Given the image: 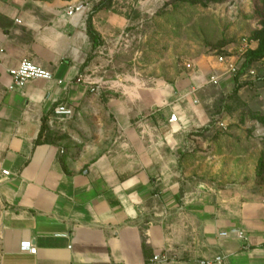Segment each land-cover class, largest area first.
<instances>
[{
    "label": "crops",
    "instance_id": "crops-1",
    "mask_svg": "<svg viewBox=\"0 0 264 264\" xmlns=\"http://www.w3.org/2000/svg\"><path fill=\"white\" fill-rule=\"evenodd\" d=\"M66 9L0 0V264H150L159 255L169 259L163 264L217 255L229 264H264V214L227 211L216 193L181 171L168 113L160 115L163 136L143 140L129 110L109 106L115 137L96 140L86 129L84 154L72 161L40 140L56 106L76 111L86 101L89 90L69 83L93 82L97 68V58L87 62V15L70 18ZM101 20L92 17L91 26L103 41ZM23 60L64 83L32 80L8 91L9 70ZM185 111L179 106L174 114ZM84 113L105 116L91 104ZM234 228L245 241L217 236ZM24 242L34 254L20 250Z\"/></svg>",
    "mask_w": 264,
    "mask_h": 264
},
{
    "label": "rangeland",
    "instance_id": "rangeland-1",
    "mask_svg": "<svg viewBox=\"0 0 264 264\" xmlns=\"http://www.w3.org/2000/svg\"><path fill=\"white\" fill-rule=\"evenodd\" d=\"M32 1L63 8L82 1L91 6L87 18H103L104 40L87 59L97 58L92 90L70 121H46L40 140L72 161L84 154L86 129L93 128L96 140L115 137L109 106L128 109L143 140L164 134L161 113L170 116L184 107L186 114H176L170 132L179 144L181 171L216 193L227 211L264 214V0ZM242 41L250 48L237 55L234 49ZM229 54L239 75L224 76L217 87L207 85L212 68L221 70L215 58ZM186 64L196 78H190ZM191 86L197 89L192 96ZM89 104L104 108L105 116H86Z\"/></svg>",
    "mask_w": 264,
    "mask_h": 264
},
{
    "label": "built area",
    "instance_id": "built-area-1",
    "mask_svg": "<svg viewBox=\"0 0 264 264\" xmlns=\"http://www.w3.org/2000/svg\"><path fill=\"white\" fill-rule=\"evenodd\" d=\"M91 6L82 1L75 2L73 4H70L66 9V15L68 17H73L75 15H82L86 14L87 10H90ZM16 23H19V21H15ZM248 48H250L246 41H242L235 47V54L237 55H243L247 52ZM215 63L218 67H221L220 69H217L215 67L212 68L211 72H209V75L206 80V84L212 87H217L221 85V80L224 76H229L235 78L238 74V66L236 63L235 58L232 55L228 56H218L215 58ZM185 70L190 72L193 77L196 78L197 74L193 72V68L190 64L184 65ZM253 73V72H251ZM9 77H10V83L7 87V90L12 92L14 90L22 89L25 87V85L32 80H42V81H56L57 85H62L64 82L62 80H55L52 73L49 71H46L38 66H35L33 63H31L28 60L21 61L17 67L9 70ZM73 84H82L84 85L89 91L92 90V86H94V83L90 78L87 77H78L77 79H74L69 83V85ZM197 89L194 87H190L188 91V95L192 96L196 93ZM195 103V102H194ZM52 117L56 121H70L72 119V110L59 105L56 106L52 110ZM169 123L175 124L178 121V118L175 114H171L168 119ZM3 176L8 177L9 173L7 171L2 172ZM219 238H231V239H237L240 241H245L246 238L244 236V233L241 229H230L229 231L220 232L217 235ZM20 250L22 252H29L31 254L35 253V249L32 248L31 244L29 242L21 243ZM169 259L165 255H159L154 256L150 262V264L155 263H166ZM197 264H229L228 258L224 255H217L213 258L208 259H202Z\"/></svg>",
    "mask_w": 264,
    "mask_h": 264
},
{
    "label": "trees",
    "instance_id": "trees-1",
    "mask_svg": "<svg viewBox=\"0 0 264 264\" xmlns=\"http://www.w3.org/2000/svg\"><path fill=\"white\" fill-rule=\"evenodd\" d=\"M87 34H88V37H89V39H90V41L92 43V49L95 50L97 47L100 46L101 41H100L99 36L92 29V26H91V17H88L87 18ZM239 71H240V68L238 67V74H237V76L239 75Z\"/></svg>",
    "mask_w": 264,
    "mask_h": 264
}]
</instances>
